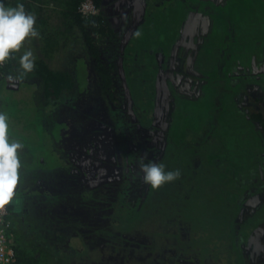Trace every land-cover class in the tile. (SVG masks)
Returning <instances> with one entry per match:
<instances>
[{
    "label": "rangeland",
    "instance_id": "rangeland-1",
    "mask_svg": "<svg viewBox=\"0 0 264 264\" xmlns=\"http://www.w3.org/2000/svg\"><path fill=\"white\" fill-rule=\"evenodd\" d=\"M67 1L54 0L49 14L55 20L47 22L48 29L64 27ZM104 4L102 16L118 33L101 39L94 34L100 59L110 69L107 89L91 49L78 33L68 32L62 36L66 50L49 59L40 56L39 38H26L17 53L33 51V71L24 74L18 59L11 71L20 88L0 83V111L8 116L10 139L24 145L11 201L23 210L18 215L10 211L9 217L17 245L34 254L36 264H103L102 235L115 242L120 229L126 226L132 233L136 225L144 227L142 238L150 243L145 247L148 263L177 264L183 248L171 251L168 245L183 240L200 264H208L210 256L216 257L210 264H235L228 248L235 232L255 226L243 253L248 264H264V192L253 195V187L237 196L252 179L256 186L264 184V76L253 78L243 68L253 70L254 63L264 62V0ZM130 20L133 24H127ZM40 61L69 75L73 85L61 92L57 105L47 104L55 90L47 87ZM132 98L144 103L149 116L134 114ZM117 127L122 139L133 143L122 201L133 208L140 204L139 217L132 208L126 216L115 202L101 201L103 178H111L108 169L116 166L121 172L120 161L127 163L114 137ZM97 128L106 130V140ZM141 157L144 162L160 159L166 170L179 169L181 175L144 194L149 185L142 178ZM82 170L89 177L79 176ZM237 204L242 215L234 222ZM75 222L81 229L75 230ZM114 258L122 263L119 255Z\"/></svg>",
    "mask_w": 264,
    "mask_h": 264
},
{
    "label": "trees",
    "instance_id": "trees-1",
    "mask_svg": "<svg viewBox=\"0 0 264 264\" xmlns=\"http://www.w3.org/2000/svg\"><path fill=\"white\" fill-rule=\"evenodd\" d=\"M31 1L32 0H4V4L6 6H15L17 3H23L25 6V11H29V5H31L33 3L35 4V6L32 5V7L34 10L36 9L34 11V12H36L35 17H36V22L38 23L36 28L39 30V33H40V37H37V38H39L41 40L39 42H43V50H42L43 53L42 54L44 57H46L48 59L51 58L52 55H54L58 52L57 49L59 47H61L62 45H66L64 42L62 43V40L64 39V37H62V36L66 35L67 32L71 33V34L78 33L80 37H83L85 43L91 49V51L93 52V54L96 58V61H97L96 68L98 69V74L100 77H103V81H102L103 83L102 84L107 89L108 86L110 85V82H111L110 81V69L108 67L104 66V64L102 63V61L100 59L99 50H98V47L95 43L94 34L99 35L100 39L103 37H106V36H110V37H115V36H114V33L112 32L113 30L110 27L109 23H107L105 21L104 17L102 16V11L99 13L98 16L90 17L88 19H83L81 17V15L77 12V8L80 5L82 0H68L65 3V5H67L65 13L63 12L64 15H63L62 21H63L64 27L62 26L61 29L60 28L59 29H52V28L48 29L46 27L47 22L53 20V17H54V14L52 17H51V14H49L51 10H55L56 4H54V0H36L33 2H31ZM95 1L101 10V0H95ZM50 2L51 3L53 2V3L50 5L49 4ZM49 5H50V7H49ZM45 17L47 20L45 19ZM62 29H64V30L62 31ZM78 34H76V35H78ZM18 59H19L18 53L14 52L6 60L5 65L0 67V83L2 81L6 82V84H8V86H9V88L12 90H17L20 88V80H18V82H17V78H16L17 76H15L11 71V67L15 64L16 61H18ZM40 67L43 68V71L41 73L42 75L44 74L43 73L44 71L47 73L46 76L44 75V77L47 78V87L48 88L54 87V90H55L54 91L55 96L52 95L53 97H49L47 99V104L48 105H51V104L57 105L59 103L58 99H59V96L61 95V92L64 89L71 88L73 86L72 83L70 82L69 75H67L61 71L49 70L47 68V66L45 65V63H43L41 61H40ZM131 74H133V73H131ZM13 76L16 79H14ZM11 77H12L13 81L7 82L6 79L11 78ZM16 85L18 88H12V86H16ZM214 94L211 97H213ZM208 97H210V96H208ZM134 100L132 98L133 109L135 111L137 110L136 112H134V114H136L138 117H142V115H143V116H145V118H146V116H149V114L146 113L147 110L146 111L144 110V112H143L141 104H144V103L139 104V103L134 102ZM154 102L155 103L153 104V106H154L155 110L153 113L155 115L156 109H157V107H156L157 101L154 100ZM115 116L116 117L118 116L117 113H115ZM100 120L105 125L108 124L107 120H104L103 118ZM97 129H99L98 132L103 133L101 138L106 140L104 137L106 130H104L103 128H97ZM168 131H169V128H168L167 132ZM204 131H206V126H204L202 128V132H204ZM114 137H115L117 146H120L121 150L123 149V151L125 152L126 144L121 141L122 136H121V133H120L118 127L116 128ZM103 146L104 145H100L102 151H103ZM125 154L127 156V163L122 164V162L120 161V166H122V168H119V169L121 170V172H119L117 170L116 166H114V167L112 166L113 168H111V170L108 169V171H107V173L109 174L107 176H109L111 178H109V179H107L105 177L103 178L105 181L103 180V183H101V188H99V189H102L101 193L104 194V196L102 195L101 201H103V204L110 203V201L115 202L116 203L115 204L116 209L123 212V214H126V216H128L130 211L133 209V210H135L134 215L137 214L136 217H139V212H141V210L138 208L142 207V206H140L139 202H138L139 205L135 206V208H133V207L128 206V205L126 206V204H129V202L124 203L122 201V198L125 197V195L127 193V189L125 187L128 183V180H129L128 178L130 175V169H129V163H130L129 156L130 155L128 154L129 155L128 156L126 152H125ZM103 161H104V157H103ZM157 162H160V159H158ZM234 167H235V165H234ZM128 169H129V171H126ZM116 170L118 173L117 176L115 175ZM263 171H264V168H263ZM79 176L89 177V173H88V171L85 172L84 170H82V173ZM252 181H253V179H252ZM252 181H248L249 185L244 186L242 188L243 190L241 189V191H239L237 193L238 194L237 196L240 197L245 191L251 190L253 187H256L254 192H253V195H258V194L260 195L262 192H264V184H262V186H260V185L256 186V184H254ZM114 183H116V184H114ZM113 184H114V187L116 188L114 191L111 190V188L113 187ZM107 185H109V186L106 187ZM73 186L75 188H78L76 185H73ZM92 188H94L93 190H97L96 187H92ZM150 190H151V192H153L152 191L153 188L150 189V186H149L148 190L146 192H144V194L145 193L146 194L151 193ZM230 193H232V192L230 191L228 194L230 195ZM113 198H115V200ZM231 199H233V198H231ZM248 200H250V199H248V197L245 198L243 200V204H245L246 202H249ZM237 205H238V207H235L236 210L234 211L236 213V219L234 217V222L235 221L238 222L239 218L242 215V205L241 204H237ZM8 208L10 211H12L11 213H13L14 215L15 214L18 215L23 210V209H21V206L20 207H19V205L15 206L11 202L8 203ZM129 208H132V209H129ZM103 213H105V215H107L106 212H103ZM9 217H10V215H9ZM250 219H251V217L248 218V220H250ZM101 222H103V224H104L106 222V219L105 220L101 219ZM257 225L258 224H256V226ZM12 226H13V224L10 222L8 229L10 230L12 236L15 237L13 230H12ZM235 226H236V223H234V227ZM73 227H75V230L81 229L79 222L73 223ZM107 227L108 226H106V228ZM162 227H163V225H162ZM253 227H255V226H252V227L249 226L246 228L245 227H238V229H240V230H237L235 232V235H234L235 241H233L232 244L229 243L230 245L228 246V248L232 253L231 255L235 257V259H234L235 264H248V262L246 260V256L243 253V245H244V242L249 239V236L251 233L250 230ZM129 229L130 228L126 227V226L124 228L120 229L122 233H119L118 235L121 238L117 239L115 242L110 241L109 239H106L105 238L106 235H102L103 236V238H102V243H103L102 251H103V253L102 254L105 253V255H102V257L104 256V258H103L104 260L101 259L103 261L102 262L103 264H105L104 261H106V260L108 261V259H109L108 255L112 256V258H110V263L113 262V264H115L114 263V261H115L114 255H119V260L122 259L121 260L122 263H120V264H130L129 258H133L132 261H134L133 263H135V264H164V263L171 264V263L167 262L166 260H164L165 262L163 260H160V261L157 260V261H154L152 263L151 262L148 263L147 262L148 258H146V256H145V253H146L145 247H147L150 243L143 240V238H142L143 235L140 232V230H143L144 227H141V226L137 227L135 225V228L133 229L132 233L127 232V231H129ZM76 232L77 231H75V233ZM126 238H131V239L130 240L129 239L124 240ZM180 238H183V237L180 235ZM128 241H130V242L128 243ZM17 242H18V239L16 238V244H17ZM106 242L107 243L110 242V244L109 245L105 244ZM182 242H183V240H181L180 244H178V245L177 244L175 245L174 243H169V245H168V247L170 248L171 251L176 250L177 248L180 247V245L183 248V250L181 249V251L178 253V254L183 253V257L180 256L179 258H176L177 262H178L177 264H200V261L196 257V254H193V252H192L193 248H191L189 246L182 245L181 244ZM16 244H15V252H16V257H17V264H36L35 261L37 260V257H35V255L32 254L30 251L23 250L25 248H22L19 245V243H18V245H16ZM107 245H108V247H107ZM226 245H228V244H226ZM42 246L45 247V242H43ZM104 248H108V249L104 250ZM187 254L191 255L190 259L188 258ZM211 257L216 259L215 256L214 257L213 256L208 257L207 259H205V261H207L208 264H210V262H212ZM93 260H98V259L93 258ZM118 264H119V262H118Z\"/></svg>",
    "mask_w": 264,
    "mask_h": 264
},
{
    "label": "clouds",
    "instance_id": "clouds-1",
    "mask_svg": "<svg viewBox=\"0 0 264 264\" xmlns=\"http://www.w3.org/2000/svg\"><path fill=\"white\" fill-rule=\"evenodd\" d=\"M36 17L25 11L23 3L15 6H6L0 0V63L6 61L14 52L21 49L26 38H37L40 33L35 27ZM20 67L24 74L33 71L35 56L31 49H25L19 56ZM13 81L12 77L7 78ZM13 87V86H12ZM24 145L17 139H10L8 116L0 111V207L13 200L15 189L20 179L22 167L20 150ZM140 158V171L143 181L151 188L175 181L181 175L179 169L166 170L163 162Z\"/></svg>",
    "mask_w": 264,
    "mask_h": 264
},
{
    "label": "built area",
    "instance_id": "built-area-1",
    "mask_svg": "<svg viewBox=\"0 0 264 264\" xmlns=\"http://www.w3.org/2000/svg\"><path fill=\"white\" fill-rule=\"evenodd\" d=\"M77 12L83 19L98 16L101 12L95 0H82L77 8ZM6 61L0 63V67L4 66ZM10 210L8 204L0 207V264H17L15 252V240L8 226Z\"/></svg>",
    "mask_w": 264,
    "mask_h": 264
},
{
    "label": "crops",
    "instance_id": "crops-1",
    "mask_svg": "<svg viewBox=\"0 0 264 264\" xmlns=\"http://www.w3.org/2000/svg\"><path fill=\"white\" fill-rule=\"evenodd\" d=\"M33 1H36V0H32L31 2H33ZM104 2H108V0H101V11H105V8L107 9V7H105L106 5L104 4ZM38 4V3H37ZM32 5H34L35 6V4L33 3V4H31V5H29V11H26V12H30V13H32L33 15H35L36 14V12H34L35 10L33 9V7H32ZM109 9H110V7H109ZM64 12H65V10H64ZM104 13H106V12H104ZM136 15V14H135ZM53 16V14H51V17ZM62 17V16H61ZM106 17H108V18H106V19H109L110 17L108 16V14L106 13ZM45 19H46V17H45ZM54 19V18H53ZM129 19H130V16H129ZM131 19H132V15H131ZM47 20V19H46ZM133 20V19H132ZM132 20H130V22L128 23L127 22V24H133L131 21ZM109 22V21H108ZM37 22H36V24H35V27L37 26ZM111 27V26H110ZM112 28V27H111ZM112 32L114 33V36L116 37V34L118 35V33L116 32V30L114 29V28H112ZM77 36H79V34L77 35ZM81 38H83V37H81ZM40 43H42V42H40ZM66 48H67V45H62L61 47H59L58 49H57V51L58 52H62V51H65L66 50ZM52 49V48H51ZM43 45H42V47L40 48V50H39V52H41L40 53V56H43ZM58 52L56 53V54H58ZM64 63V62H63ZM13 78L14 79H16L14 76H13ZM18 80L19 79H17V82H18ZM15 85V84H14ZM19 207H20V205H19ZM14 240H15V244H16V238L14 237ZM17 245V244H16Z\"/></svg>",
    "mask_w": 264,
    "mask_h": 264
},
{
    "label": "flooded vegetation",
    "instance_id": "flooded-vegetation-1",
    "mask_svg": "<svg viewBox=\"0 0 264 264\" xmlns=\"http://www.w3.org/2000/svg\"><path fill=\"white\" fill-rule=\"evenodd\" d=\"M243 68L245 69L244 72H246V73L252 72V75L256 76V77L252 76L253 78H257V77L262 76V75L264 76V62L259 61V62L254 63L253 70H250L251 69L250 66H248V67L245 66ZM260 89H261V87H260ZM261 93L264 94L263 89H261ZM121 141L126 144V150L125 151H126V153L128 152V154H129V152H130L129 150L132 149L133 143L128 142V141L123 140V139H121Z\"/></svg>",
    "mask_w": 264,
    "mask_h": 264
},
{
    "label": "water",
    "instance_id": "water-1",
    "mask_svg": "<svg viewBox=\"0 0 264 264\" xmlns=\"http://www.w3.org/2000/svg\"><path fill=\"white\" fill-rule=\"evenodd\" d=\"M12 88H18L17 85L16 86H13Z\"/></svg>",
    "mask_w": 264,
    "mask_h": 264
}]
</instances>
